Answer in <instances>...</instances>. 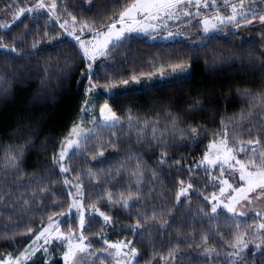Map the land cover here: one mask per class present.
I'll return each mask as SVG.
<instances>
[{
	"label": "trees",
	"instance_id": "trees-1",
	"mask_svg": "<svg viewBox=\"0 0 264 264\" xmlns=\"http://www.w3.org/2000/svg\"><path fill=\"white\" fill-rule=\"evenodd\" d=\"M134 1L55 0L52 13V0H45V9L0 26V44L7 45L0 47V258L20 254L50 218L63 215V231L80 232L78 214H68L76 186L87 206L110 218H87L83 234L95 248L126 238L139 253L138 264L165 256L175 264H223L200 252H231L234 218L211 211L219 169L198 161L225 130L246 141L259 138L258 152L264 151V107L253 100L264 96V39L258 30H241L250 16L210 33L197 21L192 38L204 40L199 45L128 34L87 73L79 42L60 25L68 21L76 33L104 28ZM28 3L0 0V25ZM187 64L185 77L102 96L98 103L108 102L122 123L97 128L66 160L69 171H61L56 157L80 118L88 78L103 86ZM129 193L139 199L128 207L112 202ZM29 229L33 233L26 234ZM248 232L252 241L238 264H264V232L260 239L254 228ZM28 264L64 262L55 249Z\"/></svg>",
	"mask_w": 264,
	"mask_h": 264
},
{
	"label": "rangeland",
	"instance_id": "rangeland-1",
	"mask_svg": "<svg viewBox=\"0 0 264 264\" xmlns=\"http://www.w3.org/2000/svg\"><path fill=\"white\" fill-rule=\"evenodd\" d=\"M135 2V1H134ZM132 2V3H134ZM131 3V4H132ZM204 0H200V5H197L196 0H191V3L187 2V0H184L183 3L177 5L176 8L172 9L171 11L174 13L172 18H168L167 15L164 12L159 13L160 19L157 20H151L148 21V23L156 25L153 28H148L146 31H132V32H126L124 34H132V35H147V34H153L152 40L153 41H172L178 38H185L186 40H189L192 45H199L204 40H195V38H192L194 29L193 24H196L197 21H199L202 24V30L204 31V21L207 19L209 20V27H211V24H216V28L208 31L207 33L213 32L217 29V27L230 25L233 22L240 21L242 18L246 16H250L249 19L243 20L240 26H243V31H249V30H258V33L260 36L264 39V23H261L259 18L260 16H264V0H243L244 7L240 8L239 4L241 3V0H229V4L226 5L223 0H216L215 4H212V0H207L208 7L203 6ZM231 4H236L237 7V17L235 21H232V23H224L221 24L219 20L216 19L217 16H219L221 19H223L226 16H230L232 14ZM35 4L32 3V1L29 0L28 7H34ZM130 5V4H129ZM243 12L245 15L241 16L239 13ZM187 13V14H185ZM118 18V17H117ZM137 19H142L141 16H137ZM248 20H251L252 23H247ZM12 22V18L6 17L4 20V24H10ZM111 23V22H110ZM131 21H125V24H129ZM65 24V23H63ZM121 27L120 24H117L116 29L114 31H118ZM72 24L67 21L66 24V30L69 34L74 33V35H70L73 39H75V36H79L80 41L85 42V47L89 50V53H92L95 50V44L97 40L102 39V37H97L96 32L97 31H103L106 32L107 28H99V29H85L84 31H81L79 33H76V31H72ZM196 30V29H195ZM122 38V37H121ZM91 41L92 43H88ZM115 42V40L113 41ZM112 44V43H111ZM109 44L108 46H110ZM82 49V48H81ZM84 52V49H82ZM101 55L98 53L96 54L94 59H90L86 57V60L88 61L87 65V73H91L94 64L98 62ZM190 73V65H184L181 67H173L171 69L167 70H157L145 75L137 76L136 79H127L118 83L108 84V85H96L94 84L90 78H88L85 91H86V98L83 101L82 109L80 113V118L78 122L71 128L69 134L66 136V138L63 140L62 147L59 151V153L64 149L67 141L69 139H78L80 142L79 148H68L67 149V155L63 160H59V154L56 157V161L61 167L67 168L66 160L69 158V156L76 150L81 149L82 144L96 131L97 128L105 127L109 125H117L119 123H122L119 116L112 110L108 102H101L100 104L99 99L102 96H110L113 94L125 92L128 90H136L141 88L149 87L153 84L165 82L173 79H178L185 77L189 75ZM90 74H88L89 77ZM127 81V83H124ZM107 105V109L104 110V113L101 114V109L104 108V106ZM115 114L116 120H108L105 121L104 117L107 115ZM133 122V121H132ZM245 123V121H244ZM243 123V124H244ZM131 124V123H130ZM243 124H241L243 126ZM242 126L240 128V132L242 133ZM73 128H77V131L80 132V134L77 136L75 134H72ZM82 130V131H81ZM91 130V131H90ZM262 131L264 128L261 129ZM224 134V132H223ZM223 134L217 137L216 139L212 140L210 144L216 143L219 144L220 140L223 137ZM228 134V146L234 149H238L241 146L243 147H250L247 144L241 145L240 141H245L242 138L233 137V133L227 132ZM208 145L207 151L202 155L201 159H199L198 163L200 165L216 169L218 168L221 179V181L226 180L228 184L232 185L231 188H228L227 185L220 183L219 189L214 192L212 197L210 198L211 202V208L213 205L217 206V212L219 211H225L227 212L231 217L234 218L233 227L235 229V236H242L243 240L248 242V244L252 241V239H248L247 234L249 233L252 228H254L256 236L254 238H261V235L259 236L258 233L264 232V229H259L258 225L261 223H264V196H262L260 199H255L254 197L259 195V190L254 193H249V201L240 200L238 203L230 200L229 197H235L238 196V193L233 191V189H239V188H246V183L241 181L239 179V172L235 169H229L227 164L223 163V158L226 155L224 151L217 152L215 149H210ZM207 154L209 160L217 161L216 164H208L205 160V155ZM246 153H237L234 152L233 155L236 156V159L244 161L247 157H244ZM250 154V153H249ZM223 172V174H221ZM80 189L81 194H77V189ZM221 188L225 189L224 194H221ZM215 197V199H214ZM229 205L231 207L235 208V212H229L224 205ZM212 211V210H211ZM73 212L78 214V218H80L81 213L84 214L85 218V225L87 223V218L89 216H95L98 215L104 219V216H101L100 212L95 206H87L85 202L83 201V193L81 191L80 186L74 187L72 191V208L68 212V214H73ZM243 212L245 215H240V213ZM213 213V212H212ZM214 213V214H215ZM62 219L63 215L57 218H50L42 227V229L39 231V233L31 240V242L25 247V249L21 252H25L27 249L29 252H32L34 249L35 254L31 256L30 259L22 260L21 264H28L38 253L42 252L46 255H49V258L53 255L54 250L57 249L60 252V256L63 259V262L65 264L63 253L67 249V244L71 242L73 245L81 243L80 236L83 235L85 239L82 241V244L88 248V252L84 254H80L82 259V264H138L137 260L139 257L138 255L134 259H129L128 257L124 256L123 253L130 252L132 249L131 243L128 244V247H122V251L119 255H117V250L115 248L109 247L111 244H121L131 242V240H128L126 238L119 239L117 241H107V243L104 242V244L101 247L95 248L90 243L88 238L83 234V229H80L78 233H75L73 231L65 233L62 229ZM47 229V232L44 237H41L39 241H37V236L40 235L41 232H44ZM57 237H61L60 239H57ZM63 237H70L69 239H63ZM48 241L45 243V241ZM35 241V243H34ZM236 241V238H235ZM230 246H232V250L230 253H226V255H216L214 256V253H211L208 251V249L203 250L200 252L201 258L210 257L211 254L213 258L220 259L221 263L223 264H238L239 259L241 258V255H230L237 252L245 251L249 248H243L241 251L242 245L236 246L235 242L230 243ZM47 249L45 251L44 249ZM106 249V251H105ZM20 253V254H21ZM94 253V255L92 254ZM20 254L16 256L12 255H4L3 259L8 260L12 259L15 261L16 257H19ZM203 258V259H204ZM159 259V258H158ZM159 262V263H158ZM219 262V261H217ZM148 264H175L174 258L171 256H165L163 258H160V260H157L154 258V261L148 263ZM219 264V263H215Z\"/></svg>",
	"mask_w": 264,
	"mask_h": 264
},
{
	"label": "snow or ice",
	"instance_id": "snow-or-ice-1",
	"mask_svg": "<svg viewBox=\"0 0 264 264\" xmlns=\"http://www.w3.org/2000/svg\"><path fill=\"white\" fill-rule=\"evenodd\" d=\"M91 2V0H89ZM184 0H135L134 3L126 6L123 11L120 12L118 18L112 19L111 23H108L104 25L103 27L107 28L106 32L103 31H97L96 36L97 37H102V39L97 40L95 44V50L92 53H89V50L85 47V42L80 41V47L84 49V56L88 57L90 59H94L96 54L98 53L99 55H105L106 54V49L108 48V45L113 43V41H118L120 40L121 37L124 36L126 32H132V31H146L148 28H153L156 25L148 23V21L151 20H157L160 19L161 17L159 16V13L164 12L168 18H172L174 13L171 11L172 9L176 8L177 5L183 3ZM187 2L191 3V0H187ZM197 5H200V0H196ZM223 2L228 5L229 0H223ZM216 0H212V4H215ZM204 7H208L207 0H204L203 3ZM231 9H232V14L230 16H226L223 19H221L219 16L216 17L217 20L220 21L221 24L224 23H231L232 21L236 20V17L238 15L237 13V5L236 4H231ZM56 3L55 0H52L50 4L47 5V10L55 13L56 10ZM240 8L244 7L243 0H241V3L239 4ZM45 0H38V2L34 5V7L30 8H18L16 10V13L12 16V22L15 23L16 20L20 19L22 15L25 13H30L34 10H41L45 9ZM187 14V13H185ZM141 16L142 19L138 20L137 16ZM239 15L244 16L245 14L243 12L239 13ZM73 21H75V17L72 18ZM131 21L129 24H125V21ZM261 23H264V16H260L259 18ZM209 20L204 21V31L208 32L212 29L216 28V24H211V27H209ZM247 23H252L251 20H248ZM67 24V21H65V24H61L60 26L62 28L65 27ZM117 24H120L121 27L119 28L118 31H114L116 29ZM2 27H10V24H3L0 25ZM84 27H87V25H84ZM69 35H74V33H69ZM76 40H80L79 36H75ZM88 43H92L89 41ZM0 47L7 48V45L0 44ZM35 47V45H33ZM11 51H15V48L10 49ZM179 67V66H178ZM133 79H136L135 77ZM124 83H127L125 81ZM247 95V93H245ZM253 100L256 102V104L264 107V96L261 97H254ZM107 105L104 106L103 109H101V114L104 113V110L107 109ZM244 117L242 116L241 119ZM105 121L108 120H116L117 118L115 117V114L107 115L104 117ZM82 131V130H81ZM91 131V130H90ZM193 134H195L198 130L197 129H192L191 130ZM72 134L79 135L80 132L77 131V128H73ZM241 145L247 144L250 147L246 148L241 146L238 149H234L228 146V134L227 131L225 130L222 139L220 140L219 144H216L215 142L209 145L210 149H215L217 152L219 151H224L226 155L223 158V163L227 164L229 169H235L239 172V179L243 182L246 183V188H239V189H233L236 193H238V196L232 197L230 196L229 199L233 200L235 202H239L240 200H245L250 202L249 198V193H254L259 190V195L255 196V199H260L262 196H264V151H259L258 148L261 144V141L259 138H257L255 141L249 140V141H240L239 142ZM80 147V142L78 139H69L64 147V149L59 153V160H63L65 156L67 155V149L68 148H79ZM234 152L237 153H251V155L247 156L246 160L241 161L236 159V156L233 155ZM99 155H103V153H99ZM15 156H9L8 160L10 161V166L11 167H16L15 163ZM205 160L207 161L208 164H216L217 161L214 160H209L207 154L205 155ZM62 172H67L69 171L68 168L61 167ZM223 174V172L221 173ZM65 183H68L65 181ZM222 184H225L228 186V188H231L232 185L228 184L226 180L221 181ZM181 184H183V181H181ZM191 187V185H189ZM186 189L181 188L180 195H184L186 193ZM225 192L224 188H221V194L223 195ZM77 194H81L80 189H77ZM109 199H111V194H109ZM139 195H133L131 193L128 194L127 199H118L115 201H112L113 203H122L124 207H128L129 200H138ZM179 200V196L177 197ZM215 199V197H214ZM0 202H2V197H0ZM25 204L28 203V201H24ZM228 209L229 212H235V208L231 207L229 205H224ZM217 211V206L213 205L212 207V212L215 213ZM101 216H104L103 213H100ZM240 215H245V213L241 212ZM109 217L104 216L105 222L109 221ZM155 219V217H153ZM79 227L80 229H83L85 227V218L84 214L81 213L80 218H79ZM137 228L142 227V225L139 224V222L136 225ZM259 229H264V223H261L258 225ZM47 232V229L44 232H41L39 236H37V241L41 237H44ZM33 233L32 229L28 230V233L26 234H31ZM61 237H57V239H60ZM63 239H69L70 237H63ZM80 241L81 243L73 245L71 242L67 244V249L63 253V258L65 261V264H82V259L83 257L80 254H84L88 252V248L82 244V241L85 239L83 235L80 236ZM205 239H207L205 237ZM48 241L46 240L45 243ZM35 243V241H34ZM107 243V241H105ZM131 242L127 243H121V244H111L109 247L115 248L117 250V255H119L122 251V247H128V244ZM236 246L242 245L241 251L243 248L248 247V242L244 241L242 236H237L236 241H235ZM257 248L260 247V245H256ZM47 251V249H44ZM35 249L32 252H29L27 249L25 252L21 253L19 257H16L15 261L12 259L4 260L3 258H0V264H21L22 260H27L30 259L32 255L35 254ZM106 251V249H105ZM94 255V253H92ZM124 256L128 257L129 259H134L137 255L138 252L135 248H132L130 252L123 253ZM230 255H239V252L233 253ZM119 264V262H118Z\"/></svg>",
	"mask_w": 264,
	"mask_h": 264
},
{
	"label": "crops",
	"instance_id": "crops-1",
	"mask_svg": "<svg viewBox=\"0 0 264 264\" xmlns=\"http://www.w3.org/2000/svg\"><path fill=\"white\" fill-rule=\"evenodd\" d=\"M232 23V22H231Z\"/></svg>",
	"mask_w": 264,
	"mask_h": 264
}]
</instances>
